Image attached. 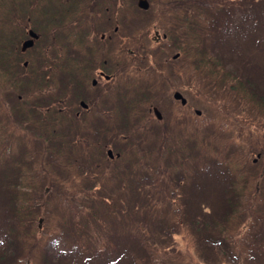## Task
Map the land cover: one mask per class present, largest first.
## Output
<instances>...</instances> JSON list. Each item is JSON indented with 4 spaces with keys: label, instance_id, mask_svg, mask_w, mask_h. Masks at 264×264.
Here are the masks:
<instances>
[{
    "label": "trees",
    "instance_id": "1",
    "mask_svg": "<svg viewBox=\"0 0 264 264\" xmlns=\"http://www.w3.org/2000/svg\"><path fill=\"white\" fill-rule=\"evenodd\" d=\"M172 1L178 3L152 0L164 7L162 18L187 14L197 0ZM15 2L0 0V10L2 6L9 15L26 16L28 26L41 35L42 42L25 58L28 66L24 67L15 48L24 33L19 31L12 38L10 31L6 32L9 23L0 17V83L13 89L0 90V95L12 94L16 100L15 91H19V96L36 99L41 108L51 109L57 91L71 92L78 78L74 70L88 62L81 59L93 57L88 50L104 48L103 42L89 40L90 32L75 20L76 11L71 7L62 11L45 0H30V8L10 5ZM209 9L211 23L205 20L196 25L209 29V34L218 32L226 43L228 58L216 61L218 54L213 51L196 52L200 63L203 58L209 67L206 71L197 61L194 64L199 71L203 69V78H210L207 86L201 87L212 124L206 134L207 152L185 154L171 138L156 135L161 148L147 155L148 146H144L137 163L145 181L142 193L119 187L107 197L110 180L93 162L86 174L71 183L74 198L64 191L59 201L54 189L44 196L39 188L27 183L22 186L20 178L33 151L26 143L32 130L27 119L15 114L19 99L7 101L14 118H0V176L5 162L15 185L5 193L0 181V264H26L28 259L33 264H185L190 257L177 249L175 239L179 236L204 242L195 246L201 252L208 250L207 264H264V158L256 165L251 161L253 154L264 151L259 144L264 145V137L259 135V124L264 122V0H214ZM116 46L114 42L110 50L114 52ZM225 63L233 68V75L226 78L221 76L226 74ZM49 77H54L57 90L45 84ZM223 94L230 95L231 108L241 111L242 102L249 114L229 113L239 125L233 136L241 133L246 149L236 135L228 139L220 125ZM147 139L154 144L152 135ZM223 141L224 147L219 144ZM228 142L233 147L227 146ZM168 152L180 161L169 164ZM24 190L27 200H22ZM41 215L46 228L39 232L35 222ZM64 224L74 229L68 231L80 241L75 251L65 244L64 253L47 249L45 242L58 234L49 228Z\"/></svg>",
    "mask_w": 264,
    "mask_h": 264
},
{
    "label": "rangeland",
    "instance_id": "2",
    "mask_svg": "<svg viewBox=\"0 0 264 264\" xmlns=\"http://www.w3.org/2000/svg\"><path fill=\"white\" fill-rule=\"evenodd\" d=\"M104 27L102 26V27H100L99 28V30H102ZM20 61L21 60H27V59H19ZM4 83H0V90L2 91V92H4V91H12L13 89L10 87V86H6L7 87V89L6 88H4ZM167 87L165 86V88L164 89H166ZM8 93V92H7ZM20 92L19 91H15V94H16V96H18V95H20L19 94ZM9 94V93H8ZM12 94H9V96L8 97H6V96H4V94L3 95H0V100H1V103H0V112L2 113V111L4 110V108L6 107V104L3 102L4 100H6V101H11V100H13L14 99V97L13 96H11ZM182 244V243H181Z\"/></svg>",
    "mask_w": 264,
    "mask_h": 264
},
{
    "label": "water",
    "instance_id": "3",
    "mask_svg": "<svg viewBox=\"0 0 264 264\" xmlns=\"http://www.w3.org/2000/svg\"><path fill=\"white\" fill-rule=\"evenodd\" d=\"M31 45H32V42H31V41L26 42V43L23 45V50H25V48H27V47H30Z\"/></svg>",
    "mask_w": 264,
    "mask_h": 264
}]
</instances>
